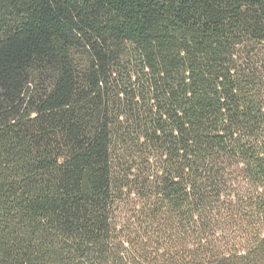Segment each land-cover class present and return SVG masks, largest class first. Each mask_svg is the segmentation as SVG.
<instances>
[{
    "label": "trees",
    "instance_id": "1",
    "mask_svg": "<svg viewBox=\"0 0 264 264\" xmlns=\"http://www.w3.org/2000/svg\"><path fill=\"white\" fill-rule=\"evenodd\" d=\"M0 264H264V0H0Z\"/></svg>",
    "mask_w": 264,
    "mask_h": 264
}]
</instances>
